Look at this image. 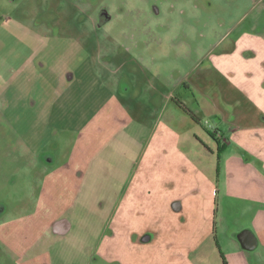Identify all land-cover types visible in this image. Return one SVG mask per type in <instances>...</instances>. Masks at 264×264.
<instances>
[{"label":"rangeland","instance_id":"374dc122","mask_svg":"<svg viewBox=\"0 0 264 264\" xmlns=\"http://www.w3.org/2000/svg\"><path fill=\"white\" fill-rule=\"evenodd\" d=\"M234 25L261 30L264 0H0V264H172L196 240L185 263L211 264L254 232L264 204L227 193L254 160L211 133L236 126L210 66Z\"/></svg>","mask_w":264,"mask_h":264},{"label":"crops","instance_id":"0c3cea01","mask_svg":"<svg viewBox=\"0 0 264 264\" xmlns=\"http://www.w3.org/2000/svg\"><path fill=\"white\" fill-rule=\"evenodd\" d=\"M257 28L256 25H252L247 28L238 29L237 26L234 25L229 28L225 37L228 38L230 34L236 32V38L228 41L225 38L223 42H227L220 48L215 45L213 46L214 50L220 51L211 55L210 66L222 77L229 80L228 82L231 85L230 89L235 93V95L230 94V96L237 99L239 105L236 104L237 109L232 107L231 104L228 105L230 106L228 110L234 114L233 124L235 123L236 126L225 125L224 119L226 118L218 117L216 126H214L211 133L214 139H226V136L229 135L228 137L235 141L240 148L238 151L244 150L250 157L248 159L254 160L253 163H249L246 161L247 158L243 160V156L240 155L242 159L237 157L239 166L243 168V170H238L239 175L253 171L255 177H259L260 179L259 183L245 182L241 187H229V190H227L229 197L239 198L241 196L243 200H246V198H248L247 196L242 194V192L235 195L236 192H238V190H242L244 193L252 192L254 193L252 195L253 199L261 206L264 204V27H262L261 30L259 28L257 30ZM230 101L232 102V100ZM184 113L191 117L186 110ZM223 115L228 116V112L223 111ZM227 130H229V132H227ZM233 156L236 155L233 154ZM246 175L251 176V174ZM214 193L216 192L213 191V194ZM211 198L214 200V196ZM127 205V201L121 203V211H123L122 209ZM173 207L179 211L181 210V205L176 206L174 204ZM262 207L263 210H259L255 218L256 226L254 227V232L249 228H245L238 233L239 235L243 231L251 232L256 240L255 247L246 249L242 247L238 238H230V244L226 245V247L218 246V251H211L208 258V260L212 262L211 264H221V262L222 264L264 263V250L257 249L259 245L264 248V206ZM126 210L124 211L127 212ZM210 210H212V208H210ZM120 214L119 212V216L116 220L119 223L126 224V221ZM57 222H62V225L58 227L55 226V229L54 225ZM179 222H182V217ZM162 224L163 227L167 225V223ZM53 228L55 231H58L57 233L61 235L64 234L63 231L65 228L67 229L65 219L57 218L54 220L50 225V229L53 230ZM140 241L139 239L136 242L138 243ZM142 241H144V238H142ZM198 243L199 242L196 240L191 244L190 250H187V252L182 251L177 259L173 258L169 262L172 264H186V259H184L185 256H196V252L199 248ZM250 251H254V253H252L254 254L252 260L249 257L251 256L249 255Z\"/></svg>","mask_w":264,"mask_h":264},{"label":"water","instance_id":"95a60500","mask_svg":"<svg viewBox=\"0 0 264 264\" xmlns=\"http://www.w3.org/2000/svg\"><path fill=\"white\" fill-rule=\"evenodd\" d=\"M62 222H57L55 223L54 227H58L61 226ZM55 227V229H56ZM238 239L241 242L242 247L246 248V249H252L253 247H255L256 245V240L254 238V236L252 235L251 232L249 231H243L238 235Z\"/></svg>","mask_w":264,"mask_h":264},{"label":"trees","instance_id":"16d2710c","mask_svg":"<svg viewBox=\"0 0 264 264\" xmlns=\"http://www.w3.org/2000/svg\"><path fill=\"white\" fill-rule=\"evenodd\" d=\"M189 113V115L191 116V118L194 120V115L190 112V111H187Z\"/></svg>","mask_w":264,"mask_h":264}]
</instances>
